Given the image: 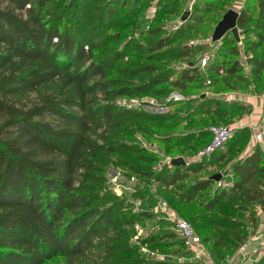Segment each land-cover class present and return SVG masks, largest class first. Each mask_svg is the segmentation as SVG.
<instances>
[{"label": "trees", "instance_id": "trees-1", "mask_svg": "<svg viewBox=\"0 0 264 264\" xmlns=\"http://www.w3.org/2000/svg\"><path fill=\"white\" fill-rule=\"evenodd\" d=\"M122 6L120 2L111 8L107 5L106 16L94 13V19L110 21ZM79 7L83 11L86 4L75 0L0 2V264H45L59 257L70 264H116L123 260L119 264H175L141 259L136 247L129 244L131 227L139 219L127 213L123 200L110 195L103 177L93 175L97 171L95 159L104 149L110 129L116 126L115 108L109 103L112 91L103 64L69 30ZM259 15L264 16V0H259ZM246 22L244 10L238 26L244 27ZM232 37L234 46L229 53L218 55L207 66L211 84L220 79L226 84L234 77L244 80L239 75L244 71L243 57L254 80H261L264 37L257 33L255 41L243 50ZM169 46L167 39L152 41L150 52ZM194 55L193 48L180 49V58ZM228 56L236 60L226 61ZM198 68L190 65L177 85L185 88L196 82ZM221 74L225 78H220ZM213 105L223 104L213 99L204 101L202 108L208 110ZM239 111L240 115L244 109ZM243 134L250 138V129L236 131L246 140ZM140 150L134 152L147 154ZM139 160L146 163V155ZM225 160L223 156L218 162ZM205 161L165 165L160 171L131 164L129 170L175 191L176 201L184 205L198 203L204 211L212 212L233 195L247 205L259 206L264 213L261 147L233 162L229 194L224 190L212 198L205 195L216 184L213 176L185 185L204 170ZM94 178L99 185L90 188L89 181ZM215 227H225L227 236L215 234L211 253L218 263L226 262L218 250L244 245L250 236L229 232L228 225ZM202 240L206 247L212 241ZM257 264H264V258Z\"/></svg>", "mask_w": 264, "mask_h": 264}, {"label": "rangeland", "instance_id": "rangeland-1", "mask_svg": "<svg viewBox=\"0 0 264 264\" xmlns=\"http://www.w3.org/2000/svg\"><path fill=\"white\" fill-rule=\"evenodd\" d=\"M235 1L75 0V3H85L86 9H77L78 16L69 30L87 49L93 50L96 60L103 64L112 91L109 103L115 108L116 126L110 129L108 140L103 143L104 149L95 159L97 171L93 175L103 177L110 195L123 200L127 213L139 219L131 227L129 244L136 247L146 263L204 264L184 247L169 214L175 213L191 222L201 240L211 239L207 246L210 253L217 241L215 234L227 236L225 227L218 229L215 226L228 225L229 232L238 231L240 235L250 236L249 240L264 220L259 206L247 205L233 195L223 199L212 212L204 211L198 203L181 204L176 201L175 191L166 190L155 180L139 177L129 170L131 164L160 171L175 159L182 158L188 164L205 159L204 170L185 185L221 174L222 183L212 185L205 195L212 198L224 190L229 194L234 181L230 174L231 166L246 153V143L251 137L243 134L246 138L243 140L234 131L229 143L214 153V157L201 158L200 154L211 141L212 127L235 129L239 117L251 114V107L240 101L242 96L264 101V74L261 80L255 81L245 57L241 60H245L244 71L239 74L244 80L234 77L224 84L220 78H225V75L221 74L219 82L215 81L213 85L212 74L207 71L210 62L218 55H227L234 46L232 33L216 46L212 43L215 28L226 13L234 10ZM116 2L123 5L117 9V16L110 21L104 18L102 23L94 19V13L97 17L103 13L106 16L105 6L111 8ZM244 10L247 22L244 27L238 26L239 39L235 38L242 50L244 45L255 41L257 33L264 37V16L259 15V0H246L239 13ZM185 15L187 19L183 20ZM194 18L196 20L193 21ZM160 39H167L170 46L161 52H150L152 41ZM183 47L193 48L195 55L180 58ZM260 53L264 59V44ZM205 57L208 65L202 69L201 62ZM234 60L235 57L228 56L226 61ZM190 65L199 67V77L196 82L182 88L177 82ZM122 91L128 94L119 95ZM213 99L223 105H213L204 110L203 102ZM240 107L244 111L239 115ZM2 120L0 117V124ZM136 149L147 154L134 152ZM109 150H116V153ZM143 155L147 157L146 163L139 160ZM223 156L226 160L218 162ZM125 162L126 166L123 165ZM95 179L89 181L90 188L99 185ZM159 202L167 204L165 211L161 210ZM241 246L234 244L233 248L221 249L218 253L227 261ZM124 262L116 261V264ZM257 263L254 261L252 264ZM45 264L70 263L59 257Z\"/></svg>", "mask_w": 264, "mask_h": 264}, {"label": "built area", "instance_id": "built-area-1", "mask_svg": "<svg viewBox=\"0 0 264 264\" xmlns=\"http://www.w3.org/2000/svg\"><path fill=\"white\" fill-rule=\"evenodd\" d=\"M246 0H236L234 10L238 13L242 10ZM212 43V42H211ZM210 43V44H211ZM218 42H213L212 45L216 46ZM245 65V60L244 63ZM208 65V58H204L201 62V68L205 69ZM264 111V106H263ZM234 133V129L228 126H214L210 130L211 142L200 154V157L211 156L230 141ZM255 147L261 146L264 150V138L262 134H255L253 137ZM218 183V182H216ZM219 183H222L221 181ZM161 210H166V203L159 202ZM170 221L175 226L176 232L179 235L184 247L193 254L198 262L204 264H252L254 261H259L264 258V220L257 228L254 236L250 238L244 245H242L235 256L226 262L218 263L201 240L199 235L191 223L187 220L181 219L175 213L169 214Z\"/></svg>", "mask_w": 264, "mask_h": 264}, {"label": "crops", "instance_id": "crops-1", "mask_svg": "<svg viewBox=\"0 0 264 264\" xmlns=\"http://www.w3.org/2000/svg\"><path fill=\"white\" fill-rule=\"evenodd\" d=\"M240 101L246 106L251 107V111H252L249 116L244 115V117H239L238 121H236V124L234 126L235 128L234 131H239L244 128H248L251 131V138L247 144L246 153L241 157L242 159L243 157L247 156L250 152L254 150L255 143H253V137L256 133L262 134L264 138V111H263L264 101L260 102L258 98H252V97L250 98L247 96H242L240 98Z\"/></svg>", "mask_w": 264, "mask_h": 264}, {"label": "water", "instance_id": "water-1", "mask_svg": "<svg viewBox=\"0 0 264 264\" xmlns=\"http://www.w3.org/2000/svg\"><path fill=\"white\" fill-rule=\"evenodd\" d=\"M240 18V13L235 10H230L228 13L224 15L222 20L218 23L215 28L213 35V42L221 41L227 34L232 33L236 39H239L238 34V21ZM187 19V15L183 17V20ZM171 165L173 166H187L188 163L180 158L172 161ZM223 176L221 174H217L213 176L211 179L215 182H220Z\"/></svg>", "mask_w": 264, "mask_h": 264}]
</instances>
